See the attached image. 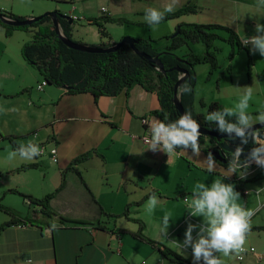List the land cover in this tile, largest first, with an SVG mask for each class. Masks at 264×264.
<instances>
[{
	"label": "crops",
	"instance_id": "0c3cea01",
	"mask_svg": "<svg viewBox=\"0 0 264 264\" xmlns=\"http://www.w3.org/2000/svg\"><path fill=\"white\" fill-rule=\"evenodd\" d=\"M18 1L11 0L8 5H0V8L24 18L42 14V7L34 3L35 0H25L28 1L25 7L17 6ZM66 2L71 6L61 9L54 7L53 10L67 16L63 18L70 26L71 38L81 43L86 42L83 37H74V33L80 29L79 24L86 21L90 25L86 18L102 13L131 20L132 23H127L128 27L150 26L142 18L145 15L144 9L133 10L134 15L130 17L113 16L107 5H102L99 7L101 12L81 18L76 13L75 1L65 0L62 4ZM186 3L196 4L199 11L175 20L169 19L174 32L180 23H220L236 31L241 39L254 34L257 21L264 23V6H258V0H186ZM102 7L105 11L101 10ZM254 9L259 11L256 16L253 14ZM166 23L167 20L159 25L167 27ZM108 24L111 23H106V28ZM58 25L61 30L59 20ZM167 32L171 31L157 32L155 35L158 39L153 38L155 46L160 50L169 43L165 37L171 33ZM109 34L112 40H118ZM126 34L135 38H149L134 31H127ZM31 35L29 31L15 30L12 35L6 36L0 25V199L18 218L27 220L0 229V264H142V261L146 264H178L130 234L139 227L134 219L142 222L144 235L183 254L193 264L191 249L183 252L178 248L177 241L180 240L177 238H180V234L176 231L173 235L171 228L176 225L181 208L185 211V219L193 223L202 222L201 217L189 215L187 204L192 198L196 182L204 183L209 176L212 182L221 179L232 183L234 187L233 176L242 183V192L235 187L241 194L238 202L246 208L258 209L251 218V231L246 241L255 246L257 251L264 247V228L255 229L264 226V191H248L250 184L264 181V168L253 162L245 170V178L241 179L239 173L225 176L228 165L216 159L214 172L210 173L205 167L198 166L196 159L207 157L202 148L198 158L191 156V149L188 154L178 149L177 153L181 154L169 157L163 151L146 149L148 143H144L141 136L145 132L150 133L149 125L158 119L151 112L159 108V101L154 91L146 90L138 84L128 85L117 94L97 96L90 92L70 93L66 91L67 87L50 83L38 90L36 86L43 76L21 54L22 44L29 41ZM106 39L98 33L97 41L89 42L97 45ZM189 46L195 52L205 49L201 42H190ZM188 51L184 44L175 52L182 55ZM248 52L250 54L249 48ZM215 74L218 76L215 77ZM252 76L250 70L247 79L239 82L231 69L223 74L220 64V68L200 85L199 90L195 85L194 109L207 114V109L206 112L202 109L206 106H202L201 101L205 104L217 101L224 107H234L240 99L238 88L256 85L248 109V112L256 116L264 111V89L260 86L262 82H256ZM216 78L218 86H210L209 81ZM143 118H146V123L142 122ZM1 134L13 137L18 145L33 142L44 146V152L31 161L19 155L9 159L13 149L9 140L1 137ZM53 151L56 153V161L51 157ZM84 153H88L87 159L73 166L80 171V177L68 167L73 159ZM25 164H35V167L15 171ZM62 175L64 185L49 201L50 208L56 213L51 217L40 212L39 205L31 204L10 191L16 189L34 197H43L59 185ZM176 176L179 182L176 191H173ZM153 192L159 197L160 203L149 213L147 201ZM184 197H187V201H184ZM177 199H181V202ZM126 206L127 216L112 218L100 213L101 207L104 212L121 214ZM166 214L171 216L172 222L165 237L159 229ZM60 215L101 222L107 228H98L96 223L61 224L58 218ZM10 217L0 210V225ZM53 224L57 225L55 230L51 229ZM221 259L223 264H260L255 254H248L241 261L236 260L234 255L225 257L221 254Z\"/></svg>",
	"mask_w": 264,
	"mask_h": 264
},
{
	"label": "trees",
	"instance_id": "16d2710c",
	"mask_svg": "<svg viewBox=\"0 0 264 264\" xmlns=\"http://www.w3.org/2000/svg\"><path fill=\"white\" fill-rule=\"evenodd\" d=\"M61 2L65 0H59ZM60 13L58 10H53ZM199 11V6L192 3H186L177 8L174 12L165 15L163 21L168 19L178 18L185 14H194ZM0 13L13 20H23V16L17 15L9 10L0 8ZM88 23L96 26L97 31L101 37L107 38L102 40L97 47H110L116 44L117 41L111 39L109 32L106 29V23H132L131 20L124 17H112L107 13H102L99 16L86 18ZM61 25V31L68 38L71 39L70 26L63 18H58ZM162 21V22H163ZM0 25L4 28L6 36L12 35L15 30L31 32V39L21 46V54L23 58L35 65L36 69L47 80V83L58 86H71L67 88V92H90L94 96L101 94H117L123 88L131 84H138L149 91H154L158 97L159 108L151 112L156 115L158 119L169 121L176 119L181 115L175 108L173 102L174 86L179 80L178 76L181 70H187L185 79L181 81L179 86L185 82L192 87L191 93L184 94L181 98H177L181 103L184 111L192 112L193 117L198 121L200 126L218 131L215 123H209L205 120V116L213 110H222L224 106L217 101H210L208 103L200 102L202 106H206L207 114L198 112L194 109V86L196 83L195 65L207 63L209 71L207 78L220 68L217 54L221 51V47L217 46V40L226 42L230 45V51L227 58L231 60L235 54V49H245L248 55V66H250V54L248 48L241 44L240 38L236 31L227 25L220 23H180L176 30V35H169L165 38L169 43L163 48L158 49L154 46V40L151 38H136V47L140 52H145L152 58L159 59L163 64V71L158 68L156 64H151L147 59L143 58L131 48L127 43L123 44L118 49L109 52H85L65 45L61 38L55 32L54 24L50 15H46L27 25H12L5 23L0 19ZM74 41V40H73ZM201 42L205 49L202 52H195L190 49L189 43ZM186 45L189 51L185 54L178 55L175 51L182 45ZM226 69L230 72L229 63ZM178 86V87H179ZM218 86V81L216 82ZM177 87V89H178ZM219 132V131H218ZM1 137L8 139L13 150L18 148L17 142L13 137L1 134ZM221 138L218 140L215 136L209 134H202L200 137V147L208 154V148H216L223 151L220 147ZM88 153L81 154L72 160L69 169L74 170L80 177V171L73 166L79 162L84 161L88 157ZM244 159V158H243ZM228 165V161L223 163ZM29 167H35V164H25L15 169L20 171ZM235 187L242 192V183L233 176ZM64 185V177L62 175L59 185L51 192L43 197H34L31 194L24 193L16 189H10L29 203L39 205L40 212L51 217L56 213L50 208L49 201L53 195L58 192ZM139 203V202H138ZM137 203V204H138ZM0 210L8 213L11 217L0 225V229L4 226L17 223L18 221L27 220L18 218L19 216L9 207L2 204L0 199ZM100 213L107 217H118L119 215H128L127 206L121 214H111L104 212L100 207ZM61 224L77 225L96 223V227L106 229L107 226L101 222H94L92 220H79L58 216ZM139 224L138 230L130 232V234L149 244L152 248L157 250L162 256L178 264H192L182 254L165 245L164 243L154 240L142 233L143 224L141 221L134 219ZM49 225V224H46ZM264 226H257L255 229H263ZM120 231V230H119Z\"/></svg>",
	"mask_w": 264,
	"mask_h": 264
},
{
	"label": "clouds",
	"instance_id": "9594fccd",
	"mask_svg": "<svg viewBox=\"0 0 264 264\" xmlns=\"http://www.w3.org/2000/svg\"><path fill=\"white\" fill-rule=\"evenodd\" d=\"M179 0H171L163 10L148 7L145 9L144 20L155 28L165 18V15L176 10ZM258 6H264V0H258ZM242 45L249 48L252 54L257 52L264 56V23L256 22L253 35H247L240 39ZM186 73L178 76L179 80H184ZM192 87L189 83L181 84L177 89V98L184 94L191 93ZM240 99L234 107H224L222 110H213L205 116L209 123H215L221 133H227L230 139H239L240 144L235 150L226 155L230 156L225 176L238 174L241 179L245 178V170L254 162L264 168V128H256L254 125H264V111H260L253 116L249 109V102L253 97L252 86L238 88ZM150 133L146 138L149 149L153 152L163 151L169 156L182 150L183 154H188L191 149V156L199 157L201 153L200 124L193 117L189 110H185L174 120L163 121L155 119L150 125ZM234 134V135H233ZM251 138L253 147L248 154L241 159L244 152L243 145L248 144ZM142 153V152H140ZM41 154L38 144L29 142L21 144L17 149L9 153V159L19 155L25 160H34ZM198 166H203L208 172L216 170L215 157L208 152L203 160L196 159ZM240 193L235 190L232 183L216 179L210 185L197 183L192 191V198L188 202V213L191 217H201L202 222H187L183 241H177L178 248L186 252L191 249L193 264H223L222 256L232 254L239 255L247 249L246 238L251 231V218L258 209H249L241 205L238 201ZM160 203L155 192L151 193L147 201V211L151 213ZM172 222L170 215H165L160 225V234L167 236L169 226ZM57 228L56 224L51 226L52 230ZM195 231V236L193 235Z\"/></svg>",
	"mask_w": 264,
	"mask_h": 264
},
{
	"label": "rangeland",
	"instance_id": "374dc122",
	"mask_svg": "<svg viewBox=\"0 0 264 264\" xmlns=\"http://www.w3.org/2000/svg\"><path fill=\"white\" fill-rule=\"evenodd\" d=\"M9 1H11V0H0V3H1L0 5H8ZM56 1H58V2H56ZM74 1H75L74 4L77 5L76 13H77V15H80L81 18L84 16L87 17L89 15H96V13L98 11L101 12L99 10V7H101L102 5H107V7L110 11V14H112L113 16L130 17V16L134 15L133 10H140V9L145 10L148 7H155V8L163 10V8L171 2V0H74ZM59 2H61V1H59V0H35L34 3H37L38 6L42 7L41 13H44L46 11H53L54 7L61 9L64 6H71V4L69 2H66L65 4H62L63 2H61V3H59ZM17 4H18L17 6H19V7H25V6H27L28 1L19 0ZM182 4H186V0H182V1L179 0V3L177 4L176 9L178 7H180ZM15 5H16V3H15ZM258 13H259V11H257L256 9L253 10L254 16L258 15ZM144 16L145 15H143L142 18H144ZM83 19L85 20V18H83ZM175 19H177V18H173V20H175ZM166 24H167V27H164V25H158L155 28H153L152 26H145V27L140 28V27H128L127 24L123 25V24H119V23H111V24H108V27L106 29L112 35H114V37L116 36V38H118V40H120L121 37H123V36L134 37L132 35L126 34L127 31H134L135 33H137L138 35H140L142 37H149V38L151 37V39H153V38L158 39V36L155 35L157 32H161L164 30L171 31V32H167V33H171V34L174 32V26L169 22V19L167 20ZM78 27L80 29L76 34L74 33V37L75 38L83 37V41H86V42H84L82 44L92 45V43H90L89 41H91V42L97 41L98 32H97L95 25H93V24L89 25L85 21L83 24H79ZM175 32H176V30H175ZM150 35H152V36H150ZM118 40H116V41H118ZM74 41L78 42L77 40H74ZM198 44H200V43H198ZM215 44L217 46L221 47V51L218 52L217 57H218L219 65L221 64L223 74L224 73L227 74L226 67H227V64L230 63V69H231V71H233L234 77L236 78L237 81L240 82V81H245L247 79V73H249V71L251 70V74L253 75L252 78L254 80H256V82H258V83L262 82V85H260V86L262 89H264V75L260 76V73L261 74L264 73V56H261L258 52L256 54H252L250 52V54H251L250 66H248V64H247L248 57H247L245 49L241 48L239 51H237V48H236L234 57L231 60H228L227 55H228V52L230 51V48H231L230 45L226 42L219 41V40H217L215 42ZM154 46H155V44H154ZM17 55L20 56V54H17ZM12 61L13 62L15 61V55L12 56ZM207 65L208 64H206V63H201V64L195 65V67H196V71H195L196 83H195V85H197L198 90H199L200 85L204 84L205 81L207 82V79H210V77L212 76V74H211L210 77L207 78L208 71H209V69L207 68ZM250 67H251V69H250ZM214 76L217 77L218 75L215 74ZM217 81H218V78H216L214 81H209L210 86L215 87L216 86L215 84ZM252 87L254 90H256V88H257L256 85H252ZM201 91H202V88L198 92V94ZM202 109L206 112L207 108H202ZM187 178L188 177L185 178V181ZM208 178L209 179L204 183H209V185H210L212 183V177L209 176ZM191 180H193V179H191ZM227 180H228L227 182H229V179H227ZM178 182H179V180L176 176L175 186L173 187V191H176V187H177ZM196 183H199V182H196ZM257 189H262V191H264V181H260L258 183L257 182L252 183L248 187L249 193H254L255 190L258 191ZM177 200H179L181 202V199H177ZM172 204L177 205L179 203H172ZM179 210L180 211L178 214L176 225H174L171 228V233L175 234V232L178 231V233L180 234V238H177V240L183 241L185 229L187 226V222L189 220H187V218L186 219L184 218L185 211L182 210V208ZM195 234L196 233L194 231L193 235L195 236Z\"/></svg>",
	"mask_w": 264,
	"mask_h": 264
},
{
	"label": "water",
	"instance_id": "95a60500",
	"mask_svg": "<svg viewBox=\"0 0 264 264\" xmlns=\"http://www.w3.org/2000/svg\"><path fill=\"white\" fill-rule=\"evenodd\" d=\"M46 15L51 16L53 24H54V29H55V32L58 35V37L61 38L62 42L65 45H67L71 48H74V49H77L80 51H85V52H109V51H114L115 49H118L119 47H121L123 44L127 43L131 46V48L134 50V52H136L137 54H139L143 58L147 59L151 64H156L158 66V68L163 71V64L161 63V61L159 59L152 58L147 53L140 52L137 49V47H136L137 39L134 37L123 36L120 40H118L116 42L115 45L110 46V47L91 46V45L82 44L80 42H76V41H73L71 39H68L63 34V32L60 30L59 25H58V18L67 17L66 15H64L62 13H56L54 11H46L40 15H37V16L31 17V18H25L23 20H13V19H10V18H8V17H6L0 13V19H2L5 23L12 24V25H27V24L33 23L34 21H38L39 19H41L42 17H44ZM177 33H178V29L172 35H176ZM181 72L186 73V75H187V70L182 69ZM181 81L182 80H178L174 86L173 102H174V105H175V108L177 109V111L180 114H183L184 109H183L181 103H179V101L177 99V87L179 86ZM66 87L69 88L71 86H66ZM254 127L264 128V125L256 124V125H254ZM200 132L202 134H209L211 136H215L218 140L223 138V140L219 144L223 151H220L219 149H216V148H208V150H207V152H211L213 154V156L215 157V159L221 163L227 162L231 157L228 156L226 158V155H229L230 152H233L235 150L236 145L241 143V141L238 138L237 139L228 138L227 133L212 131V130L204 128L202 126H200ZM262 135H264V133H262ZM252 147H253V144H252L251 138H249L248 144L243 145L244 152L242 153L241 159H243L248 154V152L251 150Z\"/></svg>",
	"mask_w": 264,
	"mask_h": 264
},
{
	"label": "built area",
	"instance_id": "2783aa9c",
	"mask_svg": "<svg viewBox=\"0 0 264 264\" xmlns=\"http://www.w3.org/2000/svg\"><path fill=\"white\" fill-rule=\"evenodd\" d=\"M101 10L102 11H105V8L104 7H102L101 8ZM47 84V80L46 79H42L38 84H37V86H36V88L38 89V90H42L43 89V87H44V85H46ZM142 122L143 123H146V118H143L142 119ZM149 136V133H147V132H145L142 136H141V139L143 140V142L144 143H147V137ZM132 138H134V136H132ZM40 147V149H41V153H43L44 152V146H39ZM51 157H52V159L54 160V161H56V153L53 151L52 153H51ZM184 201H187V197H184ZM245 247H246V251L244 252V253H241V254H239V255H236V254H232V255H234V257H235V259L236 260H238V261H241V260H243L248 254H255L256 255V257H257V260L260 262V264H264V247L260 250V251H257V249L255 248V246H253V245H249L248 243H247V241H246V245H245ZM142 264H146V262L145 261H142ZM156 264H158V263H156Z\"/></svg>",
	"mask_w": 264,
	"mask_h": 264
}]
</instances>
